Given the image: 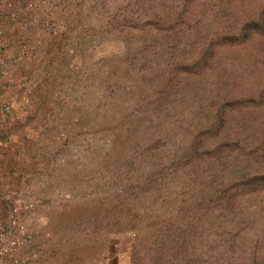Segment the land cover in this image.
I'll list each match as a JSON object with an SVG mask.
<instances>
[{
    "label": "rangeland",
    "instance_id": "obj_1",
    "mask_svg": "<svg viewBox=\"0 0 264 264\" xmlns=\"http://www.w3.org/2000/svg\"><path fill=\"white\" fill-rule=\"evenodd\" d=\"M126 1L0 0V38H7L11 57L24 52L30 120L40 129L34 153L52 164L48 174L57 186L54 202L37 204L57 209L50 221L62 232L60 253L70 264H142L145 244L190 183L183 169L145 189L136 184L163 151L144 159L143 147L167 137L183 140L192 112L183 103L166 111L161 123L157 118L138 127L145 90H139L136 65L125 58L140 34L121 24L143 14L124 9ZM229 164L235 175L249 168L238 158ZM211 166L196 168L209 175ZM238 214L246 220V251L264 253V192L241 201Z\"/></svg>",
    "mask_w": 264,
    "mask_h": 264
},
{
    "label": "trees",
    "instance_id": "obj_2",
    "mask_svg": "<svg viewBox=\"0 0 264 264\" xmlns=\"http://www.w3.org/2000/svg\"><path fill=\"white\" fill-rule=\"evenodd\" d=\"M131 6L143 14L121 24L140 34L125 58L145 90L138 127L161 123L183 103L192 112L183 140L157 139L140 154L163 147L157 166L139 174L141 189L191 174L142 264H264V253L246 251L238 214L241 201L264 192V0H127L124 9ZM230 158L249 168L229 172ZM204 162L209 175L196 168Z\"/></svg>",
    "mask_w": 264,
    "mask_h": 264
},
{
    "label": "crops",
    "instance_id": "obj_3",
    "mask_svg": "<svg viewBox=\"0 0 264 264\" xmlns=\"http://www.w3.org/2000/svg\"><path fill=\"white\" fill-rule=\"evenodd\" d=\"M7 44V38L1 37L4 72L0 75V221L8 209L3 195L10 194L20 219L32 234V242L21 252L29 256L28 264H70L60 253L64 246L59 242L62 232L50 221L57 209L54 204L50 208L37 204L54 202L57 186L50 181L55 177L48 174L52 164L39 160L38 153H34L40 129H35L30 120L24 52L19 51L13 58ZM27 203L34 206L27 209ZM0 264L10 262L0 259Z\"/></svg>",
    "mask_w": 264,
    "mask_h": 264
},
{
    "label": "built area",
    "instance_id": "obj_4",
    "mask_svg": "<svg viewBox=\"0 0 264 264\" xmlns=\"http://www.w3.org/2000/svg\"><path fill=\"white\" fill-rule=\"evenodd\" d=\"M27 5L30 6L31 3ZM3 47L4 45H1L0 49ZM21 48L24 49L25 45L21 44ZM12 63H15V60ZM3 67L4 61L0 54V75L4 72ZM3 199L8 209L5 217L0 221V259H8L10 264H28L29 256L21 254V252L32 242V234L20 219L18 208L11 195L4 194ZM33 206V203L26 204L27 209H31Z\"/></svg>",
    "mask_w": 264,
    "mask_h": 264
}]
</instances>
